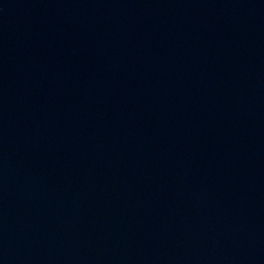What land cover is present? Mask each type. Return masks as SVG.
<instances>
[{"label": "water", "instance_id": "95a60500", "mask_svg": "<svg viewBox=\"0 0 264 264\" xmlns=\"http://www.w3.org/2000/svg\"><path fill=\"white\" fill-rule=\"evenodd\" d=\"M0 264H264V0H0Z\"/></svg>", "mask_w": 264, "mask_h": 264}]
</instances>
